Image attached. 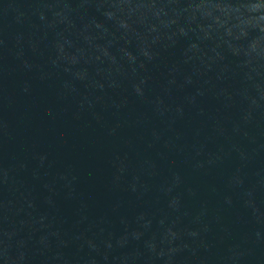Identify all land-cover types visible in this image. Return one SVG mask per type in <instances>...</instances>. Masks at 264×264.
Here are the masks:
<instances>
[{
  "label": "water",
  "instance_id": "95a60500",
  "mask_svg": "<svg viewBox=\"0 0 264 264\" xmlns=\"http://www.w3.org/2000/svg\"><path fill=\"white\" fill-rule=\"evenodd\" d=\"M0 264H264V0H0Z\"/></svg>",
  "mask_w": 264,
  "mask_h": 264
}]
</instances>
